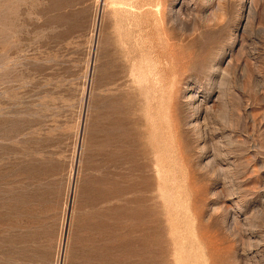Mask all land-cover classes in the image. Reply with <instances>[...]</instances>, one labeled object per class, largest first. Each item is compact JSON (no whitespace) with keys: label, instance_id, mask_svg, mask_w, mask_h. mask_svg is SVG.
Listing matches in <instances>:
<instances>
[{"label":"rangeland","instance_id":"obj_1","mask_svg":"<svg viewBox=\"0 0 264 264\" xmlns=\"http://www.w3.org/2000/svg\"><path fill=\"white\" fill-rule=\"evenodd\" d=\"M0 264H264V0H0Z\"/></svg>","mask_w":264,"mask_h":264}]
</instances>
